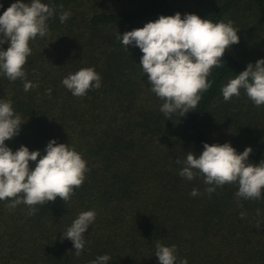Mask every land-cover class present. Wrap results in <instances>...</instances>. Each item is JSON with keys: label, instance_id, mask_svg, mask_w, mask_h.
<instances>
[{"label": "trees", "instance_id": "16d2710c", "mask_svg": "<svg viewBox=\"0 0 264 264\" xmlns=\"http://www.w3.org/2000/svg\"><path fill=\"white\" fill-rule=\"evenodd\" d=\"M14 2L0 0V14ZM41 2L54 14L48 34L30 42L25 65L26 80L38 87L25 92L24 81L0 74V100H11L26 121L5 144L41 155L50 140L69 144L89 171L70 201L57 197L37 205L35 215H28L24 204L9 210L11 201H0V264H90L105 254L111 257L108 264H159L157 242L176 246L177 264L180 259L264 264V193L259 200H243L235 196L236 185H224L208 194L202 177H181L183 165L175 162L186 160L189 151L199 155L203 143L225 142L237 153L251 147L252 163L264 160V105L255 106L244 90L227 102L221 94L229 79L264 59V0ZM64 11L71 15L61 23ZM177 12L214 23L230 20L239 29V43L225 52L223 66L212 70V86L197 108L166 117L163 101L150 91L139 66L141 51L135 46L127 51L117 37ZM84 67L99 73L101 87L75 97L62 80ZM193 189L199 195H190ZM88 210L96 218L77 256L72 242L61 236Z\"/></svg>", "mask_w": 264, "mask_h": 264}, {"label": "clouds", "instance_id": "9594fccd", "mask_svg": "<svg viewBox=\"0 0 264 264\" xmlns=\"http://www.w3.org/2000/svg\"><path fill=\"white\" fill-rule=\"evenodd\" d=\"M53 14L54 9L41 0L29 3L16 0L0 14V45H8L6 49L0 48V74L9 81H24L25 92L38 87L26 80L25 65L32 54L30 42L48 34L47 21ZM70 15L68 11L62 12L60 22ZM238 30L230 20L214 23L196 14H184L182 18L177 12L160 15L155 21L123 35L118 33L117 38L127 51L129 46L141 51L139 66L147 74L150 91L163 101L160 111L166 117L173 113L181 117L194 111L202 94L211 88L208 77L214 68L223 66L225 52L239 43ZM62 85L73 96L83 97L89 90L101 87V76L94 68L84 67L69 73ZM241 90L255 106L264 105V59H258L255 65L249 63L245 70L229 79L221 88L223 100L239 97ZM46 92L50 95L51 89ZM25 122L14 111L11 100H0V201H11L7 205L9 210L24 204L28 207L27 214L35 215L37 205L44 206L57 197L65 204L70 201L75 190L83 185L89 169L73 146L55 140L47 143L43 155L23 145L16 151L10 149L5 141L17 136ZM251 153V147L237 153L228 142L203 143L199 155L189 151L186 160L175 162L183 165L179 171L181 177L189 181L202 177L208 185L205 189L208 194L217 187L236 185L238 199L259 200L264 193V160L258 164L250 162ZM30 162L35 166L30 167ZM190 195L197 196L199 192L193 189ZM95 218V211H83L62 233L61 240H70L77 256L84 250L85 232ZM155 247L159 264H177L175 245L157 242ZM110 259L107 254L100 255L90 264H108ZM179 264H188L187 259H180Z\"/></svg>", "mask_w": 264, "mask_h": 264}]
</instances>
